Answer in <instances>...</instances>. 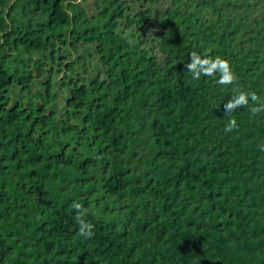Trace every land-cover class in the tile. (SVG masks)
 <instances>
[{
    "label": "trees",
    "instance_id": "16d2710c",
    "mask_svg": "<svg viewBox=\"0 0 264 264\" xmlns=\"http://www.w3.org/2000/svg\"><path fill=\"white\" fill-rule=\"evenodd\" d=\"M234 88L264 99V0H0V264H264V112L225 132Z\"/></svg>",
    "mask_w": 264,
    "mask_h": 264
},
{
    "label": "clouds",
    "instance_id": "9594fccd",
    "mask_svg": "<svg viewBox=\"0 0 264 264\" xmlns=\"http://www.w3.org/2000/svg\"><path fill=\"white\" fill-rule=\"evenodd\" d=\"M188 61L189 62L184 64V67L192 74L193 80H199L201 76L214 77L219 74V79L216 83L227 86L235 84L239 79L230 61L221 56L212 58L208 54L202 56L196 51H192ZM233 91L236 94H234L225 105V118L228 120V123L224 130L227 133L238 128L237 120L234 118L233 114L241 107L248 108L250 101L258 105L248 109L253 115L264 112V99H261L255 91H241L238 88H234ZM261 150L264 151V148ZM72 208L76 210L74 219L79 226L78 235L85 239L91 238L94 235L95 226L85 219L89 214L88 208L75 202L72 204Z\"/></svg>",
    "mask_w": 264,
    "mask_h": 264
},
{
    "label": "rangeland",
    "instance_id": "374dc122",
    "mask_svg": "<svg viewBox=\"0 0 264 264\" xmlns=\"http://www.w3.org/2000/svg\"><path fill=\"white\" fill-rule=\"evenodd\" d=\"M61 76H63V75H61ZM15 95L17 96V97H19L20 95H19V92H16L15 93Z\"/></svg>",
    "mask_w": 264,
    "mask_h": 264
}]
</instances>
